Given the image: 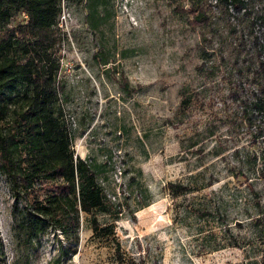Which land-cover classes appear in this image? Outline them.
<instances>
[{
  "label": "rangeland",
  "instance_id": "obj_1",
  "mask_svg": "<svg viewBox=\"0 0 264 264\" xmlns=\"http://www.w3.org/2000/svg\"><path fill=\"white\" fill-rule=\"evenodd\" d=\"M94 1L63 4L55 108L75 154L95 164L106 208L81 212L77 242L51 227L29 239L18 221L46 189L14 191L0 166V264H120L117 242L135 264L260 262L262 144L242 115L250 87L234 65L251 46L238 55L215 6L195 25L191 0H107L93 10ZM255 32L264 38V19ZM93 218L113 231H95Z\"/></svg>",
  "mask_w": 264,
  "mask_h": 264
},
{
  "label": "trees",
  "instance_id": "obj_2",
  "mask_svg": "<svg viewBox=\"0 0 264 264\" xmlns=\"http://www.w3.org/2000/svg\"><path fill=\"white\" fill-rule=\"evenodd\" d=\"M65 1L83 0H0V166L6 169L14 191H30L35 186L46 189L18 221L29 239L51 227L73 243L79 239L81 212L105 209L107 195L95 164L75 154L70 131L55 108L62 41L59 20ZM106 1L91 2L88 7L97 10ZM260 1L191 0L188 11L193 14L190 21L200 25L210 20V6L219 8L228 14L226 24L237 37L238 55L251 46L244 58L236 56L234 65L242 76L238 83L242 85L245 73L250 87L249 96L241 99L240 105L244 120L254 126V140L262 144L255 157L260 158L259 173L264 179V38L255 32L257 22L264 19ZM22 13L26 17L18 19ZM168 186L177 193L190 188L180 182H169ZM257 203L259 214L253 224L264 234V200ZM92 222L101 234L113 231L111 225H100L96 218ZM2 252L0 237V263ZM116 257L120 264L127 259L135 264L132 256L123 254L119 242ZM255 264H264V255Z\"/></svg>",
  "mask_w": 264,
  "mask_h": 264
}]
</instances>
